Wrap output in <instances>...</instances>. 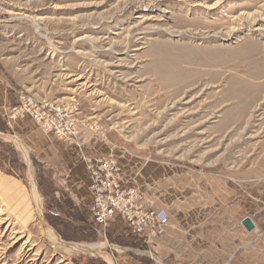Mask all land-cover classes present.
<instances>
[{"label":"rangeland","instance_id":"obj_1","mask_svg":"<svg viewBox=\"0 0 264 264\" xmlns=\"http://www.w3.org/2000/svg\"><path fill=\"white\" fill-rule=\"evenodd\" d=\"M216 1L0 0V67L20 91L70 105L84 121L99 124L94 133L101 137L186 167L187 188L204 191L206 212L217 213L211 202L223 200L235 215V251L227 260L221 254L219 264H264V0H225L218 10L204 6ZM3 150L16 160L10 148L0 145ZM30 171L28 164L19 174L0 173V211L7 221L0 229L3 262L109 264L95 255L56 252L44 219L66 243L101 244L113 264L130 256L155 264L150 249L161 238L106 239L107 227L89 223L73 206L64 205L67 214L52 209L42 193L51 194L58 181L48 171ZM31 182L41 196L40 212ZM21 195L27 206L19 219L5 201ZM246 218L256 226L250 233L242 225ZM11 224L24 234L8 248ZM27 238L33 250L22 261ZM122 241L139 244L140 252L121 250ZM198 256L212 264L209 255Z\"/></svg>","mask_w":264,"mask_h":264},{"label":"crops","instance_id":"obj_2","mask_svg":"<svg viewBox=\"0 0 264 264\" xmlns=\"http://www.w3.org/2000/svg\"><path fill=\"white\" fill-rule=\"evenodd\" d=\"M19 91L0 67V145L10 148L16 155V160H13L7 152L0 151L1 174L4 171L19 174L28 169V164L30 172L35 171L36 175L48 171L53 175L52 180L54 178V182L58 181L51 194L42 193L43 198L46 196L50 200L52 209L67 214L64 207L67 203L86 218L90 217L88 222L91 220L92 223L91 197L88 191L90 179L83 158L112 155L122 168L127 187L137 191L144 206L166 209L170 215L169 227L158 244L150 249L155 264H169L174 259L185 264L181 255H185V259L190 260L191 264H203L202 257L198 255L205 254L211 257L212 264H219L221 254L227 260V255L235 251L236 218L231 212V206L223 200L212 201L211 204H218V212L213 213L216 210L214 208L206 212L203 204L204 191L196 188L190 191L187 188L186 167L182 169L180 165L166 160L167 155L163 157L165 160H161L155 152L136 150L132 145L122 144L110 137H101L86 129H83L76 143H65L53 134L44 133L30 118L11 121L8 119V112L18 103ZM10 180L4 179V182L18 187L17 182ZM40 181H44L42 176ZM4 195L8 197L6 192ZM11 198L14 201H5L9 212L12 215L20 213L18 218L22 219L20 215L23 214L19 211L27 206L24 195ZM126 228L119 220L114 221L104 230V237L118 240L125 236L134 243H139L140 240L143 242L142 239L130 237ZM120 247L121 250H130L132 253L140 252L141 248L139 244L130 247L123 241ZM130 258H123L122 264H142L140 260L137 261L132 256Z\"/></svg>","mask_w":264,"mask_h":264},{"label":"built area","instance_id":"obj_3","mask_svg":"<svg viewBox=\"0 0 264 264\" xmlns=\"http://www.w3.org/2000/svg\"><path fill=\"white\" fill-rule=\"evenodd\" d=\"M25 118L34 120L45 133H52L65 143H76L83 128L93 132L101 129L99 124L81 119L70 105L40 101L21 90L8 119ZM83 161L90 179L93 225L106 228L119 220L135 238L155 242L163 236L170 224L168 211L144 206L137 191L127 187L122 168L112 155L84 157Z\"/></svg>","mask_w":264,"mask_h":264},{"label":"bare ground","instance_id":"obj_4","mask_svg":"<svg viewBox=\"0 0 264 264\" xmlns=\"http://www.w3.org/2000/svg\"><path fill=\"white\" fill-rule=\"evenodd\" d=\"M224 2H225V0H218L212 5H204V6L207 7L208 9H217ZM248 17H250V15L247 16V18ZM235 29H236V27L232 30V32L236 31ZM77 80H79V79H77ZM47 134H50V133H47ZM20 147L23 148V150L26 152V155L28 156L26 149L22 145ZM31 190L33 193V199L35 201V204L38 207V210L40 212V210L42 209V200H41V196L38 193L37 187L35 186L34 182H31ZM5 215H6L5 211L1 210L0 211V217H2V218H0V229L2 228V225H5L7 223V221H5V219L3 218ZM12 225H14V224L8 225V227L12 228ZM42 225L44 228L45 237L51 243L53 249H55L56 252H61V253H65L68 255H75V254L95 255V256L103 257L105 260H107V262L109 264H113V261L111 260V258H109L108 256H103V253H102L103 246L101 244L84 245V244H77V243H66L57 236V234L54 232V230L52 228H49L47 226L44 219H42ZM22 234H24L23 228L13 227L11 234H10L12 245H10L8 248L15 247V245L19 244L20 241L23 239ZM31 243H32L31 239L27 238L25 243L22 244V246L19 250V255L22 256L21 257L22 261L24 259L26 260V257L29 255V253L26 254L25 252L26 251L30 252L33 250L32 247H29L31 245ZM0 246H1V242H0ZM104 247H106V246H104ZM5 251H6L5 249H2L0 247V264H7L6 262H3L5 259V256H4V254L6 253ZM37 256H39V253L35 251L34 258L31 261L32 262L37 261L35 259V257H37Z\"/></svg>","mask_w":264,"mask_h":264},{"label":"water","instance_id":"obj_5","mask_svg":"<svg viewBox=\"0 0 264 264\" xmlns=\"http://www.w3.org/2000/svg\"><path fill=\"white\" fill-rule=\"evenodd\" d=\"M242 225L244 228L250 233L255 230V224L250 218H246L243 222Z\"/></svg>","mask_w":264,"mask_h":264}]
</instances>
